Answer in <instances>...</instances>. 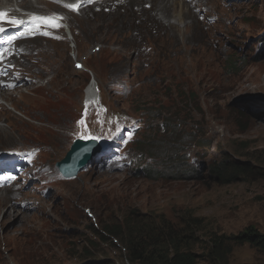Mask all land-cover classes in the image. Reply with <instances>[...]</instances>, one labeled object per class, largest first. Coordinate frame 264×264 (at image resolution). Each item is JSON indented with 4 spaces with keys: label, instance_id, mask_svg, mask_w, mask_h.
<instances>
[{
    "label": "rangeland",
    "instance_id": "1",
    "mask_svg": "<svg viewBox=\"0 0 264 264\" xmlns=\"http://www.w3.org/2000/svg\"><path fill=\"white\" fill-rule=\"evenodd\" d=\"M153 1L145 28L144 3L70 16L78 36L33 42L42 51L32 48L22 67L34 84L19 97L0 95V149H39L37 166L48 168L34 193L22 188L0 205V264H131L125 241L110 234L129 220L150 235L160 227L187 234L183 248L197 264H220L209 257L215 237L248 227L264 234V0H197L192 8ZM91 75L106 110L82 128L74 122ZM121 77L127 93L118 95ZM118 121L140 125L120 161L73 180L59 175L55 165L76 139L69 133L108 137ZM177 161L205 171L179 176ZM225 161L240 171L229 183L206 172ZM227 249L225 264H264L247 244Z\"/></svg>",
    "mask_w": 264,
    "mask_h": 264
},
{
    "label": "trees",
    "instance_id": "2",
    "mask_svg": "<svg viewBox=\"0 0 264 264\" xmlns=\"http://www.w3.org/2000/svg\"><path fill=\"white\" fill-rule=\"evenodd\" d=\"M229 70L233 71L235 64L232 62L228 64ZM172 134V133H171ZM213 172V176L217 181L229 183L235 176L240 174L237 166L232 165V162L225 161L221 165L212 170L209 168L206 172ZM204 172V171H203ZM197 169H188L184 173V177H187V173L192 175H200L203 173ZM154 173L147 172L148 178H152ZM143 222L137 220H129L124 223L123 226L114 227L110 230L112 236H118L126 243V257L131 264H197L198 256L186 248H183V237L175 235V232L168 229L164 231L162 227L158 229L153 235L151 233H145L142 225ZM137 235V236H136ZM232 242V244H226ZM249 245L258 249L264 253V234H260L255 228L248 227L237 236H218L213 239L211 252L209 257L212 261L225 264L226 256L229 252L227 248L242 245ZM227 247V248H226ZM100 264H113L97 261ZM89 264V263H81Z\"/></svg>",
    "mask_w": 264,
    "mask_h": 264
},
{
    "label": "water",
    "instance_id": "3",
    "mask_svg": "<svg viewBox=\"0 0 264 264\" xmlns=\"http://www.w3.org/2000/svg\"><path fill=\"white\" fill-rule=\"evenodd\" d=\"M100 150L101 147L94 140H77L57 167L66 178H75L82 170L95 163Z\"/></svg>",
    "mask_w": 264,
    "mask_h": 264
},
{
    "label": "bare ground",
    "instance_id": "4",
    "mask_svg": "<svg viewBox=\"0 0 264 264\" xmlns=\"http://www.w3.org/2000/svg\"><path fill=\"white\" fill-rule=\"evenodd\" d=\"M17 1L18 0H0V4L4 5L5 7H7L9 5L11 7V9H15L14 2H17ZM36 1L39 2V0H36ZM74 1H72V2H74ZM159 1L161 3L166 2V0H159ZM171 1H172V4H177L178 3L175 0H171ZM37 4L34 5V3L31 0H24V3L22 4V6L24 7V9H34V8L36 9ZM178 4H179V6H182V7L184 6L182 1H180V3H178ZM184 15H185V13L183 11L178 14L177 17H178L180 23H182V20L181 19H182V16H184ZM173 22H175V21H173ZM68 27L70 29V26L69 25H68ZM90 87L93 89V85H91ZM88 93H89V91L87 92V96H89ZM9 195H10V199H14L13 201H15V198L13 197L12 193L7 194V191H1L0 192V205L1 204H4L5 203V200L8 201ZM16 216H17V214H16Z\"/></svg>",
    "mask_w": 264,
    "mask_h": 264
},
{
    "label": "clouds",
    "instance_id": "5",
    "mask_svg": "<svg viewBox=\"0 0 264 264\" xmlns=\"http://www.w3.org/2000/svg\"><path fill=\"white\" fill-rule=\"evenodd\" d=\"M138 145H140V143H137ZM129 146V145H128ZM102 156H104V155H102ZM105 157V156H104ZM104 159H98V161H96L94 164H92V165H89L88 167H90V166H94V165H97V167L99 168V169H102L103 167H102V165L104 164ZM174 166H175V168H176V173L177 174H179V176H184V173L188 170V169H191V168H193V169H197V170H199V171H202L203 172V170H202V168H200V169H198V166L197 165H195L194 166V164H192L191 163V165H188L187 167H184V166H182V162H180V161H177V162H175L174 164H173ZM102 168H101V167ZM152 171H154V173H156V169L157 168H155L154 166H148ZM205 171V170H204ZM80 174V173H79ZM78 174V175H79ZM187 174H189V175H191L192 176V174H190V173H187ZM77 175V176H78ZM76 179V178H75Z\"/></svg>",
    "mask_w": 264,
    "mask_h": 264
},
{
    "label": "snow or ice",
    "instance_id": "6",
    "mask_svg": "<svg viewBox=\"0 0 264 264\" xmlns=\"http://www.w3.org/2000/svg\"><path fill=\"white\" fill-rule=\"evenodd\" d=\"M67 7H69L70 9L76 10L78 11L80 8L79 4H73V5H66ZM2 15V14H0ZM39 19L41 21H43L45 24H52L53 27H60V24L57 22V18H53V17H39L36 18ZM58 19H63V17H60ZM13 23H23L22 21H13ZM3 29H0V31H2Z\"/></svg>",
    "mask_w": 264,
    "mask_h": 264
}]
</instances>
